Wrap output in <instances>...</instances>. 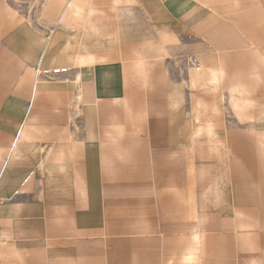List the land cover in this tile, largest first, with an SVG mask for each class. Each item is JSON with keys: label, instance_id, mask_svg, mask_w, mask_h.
Here are the masks:
<instances>
[{"label": "crops", "instance_id": "1", "mask_svg": "<svg viewBox=\"0 0 264 264\" xmlns=\"http://www.w3.org/2000/svg\"><path fill=\"white\" fill-rule=\"evenodd\" d=\"M0 264H264V0H0Z\"/></svg>", "mask_w": 264, "mask_h": 264}]
</instances>
